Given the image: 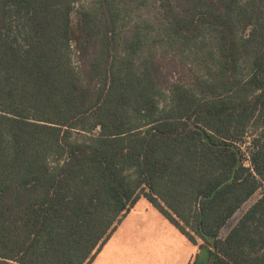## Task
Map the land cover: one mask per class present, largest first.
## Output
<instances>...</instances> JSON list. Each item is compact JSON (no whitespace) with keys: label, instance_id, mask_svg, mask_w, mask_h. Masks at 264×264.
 I'll list each match as a JSON object with an SVG mask.
<instances>
[{"label":"trees","instance_id":"obj_1","mask_svg":"<svg viewBox=\"0 0 264 264\" xmlns=\"http://www.w3.org/2000/svg\"><path fill=\"white\" fill-rule=\"evenodd\" d=\"M79 1L0 0V264H90L140 198L264 264V0Z\"/></svg>","mask_w":264,"mask_h":264},{"label":"rangeland","instance_id":"obj_2","mask_svg":"<svg viewBox=\"0 0 264 264\" xmlns=\"http://www.w3.org/2000/svg\"><path fill=\"white\" fill-rule=\"evenodd\" d=\"M95 1L80 0L74 4V9L81 5L88 10L94 9ZM151 9H145L150 19L155 15V10ZM74 11L72 16L75 15ZM117 25L123 29L129 22L120 20ZM242 149L246 154L245 148ZM244 162L249 166L247 160ZM258 197L259 192H256L244 207ZM236 217H232L224 226L221 236L235 223ZM196 252L197 246L180 234L144 198H140L122 218L90 264H191Z\"/></svg>","mask_w":264,"mask_h":264},{"label":"crops","instance_id":"obj_3","mask_svg":"<svg viewBox=\"0 0 264 264\" xmlns=\"http://www.w3.org/2000/svg\"><path fill=\"white\" fill-rule=\"evenodd\" d=\"M154 209V208H153Z\"/></svg>","mask_w":264,"mask_h":264}]
</instances>
